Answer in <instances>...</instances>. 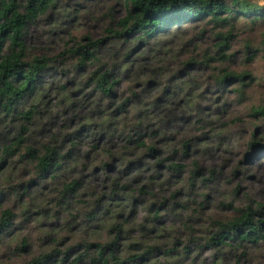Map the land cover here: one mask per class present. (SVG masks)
I'll list each match as a JSON object with an SVG mask.
<instances>
[{
	"label": "trees",
	"instance_id": "obj_1",
	"mask_svg": "<svg viewBox=\"0 0 264 264\" xmlns=\"http://www.w3.org/2000/svg\"><path fill=\"white\" fill-rule=\"evenodd\" d=\"M82 1L86 7L99 0ZM116 2L125 14H104L105 34H73L64 50L49 56L31 52L29 30L60 12L65 0H0V245L23 222H33L42 235L16 246L22 252L36 247L23 264H240L249 247L264 241L258 217L264 204L251 201L227 217L210 214L209 193L218 180L194 155L208 141L214 115L226 116L233 100L245 103L256 83L264 87V5ZM177 48L185 55L177 70L158 59L149 79L137 78L142 51L170 55ZM200 71L210 81L198 92L201 86L190 81ZM208 91L219 97L204 109L199 99ZM181 93L186 115L162 118L168 97ZM57 100L72 112L37 141L44 120L58 116ZM252 116L263 124L256 126L259 138L252 133L247 160L264 148V99ZM181 125L199 126L202 134L173 144ZM169 213L178 219L166 227ZM48 220L55 221L52 229L45 228Z\"/></svg>",
	"mask_w": 264,
	"mask_h": 264
},
{
	"label": "rangeland",
	"instance_id": "obj_2",
	"mask_svg": "<svg viewBox=\"0 0 264 264\" xmlns=\"http://www.w3.org/2000/svg\"><path fill=\"white\" fill-rule=\"evenodd\" d=\"M250 1L252 3L255 2L254 4L264 5V0ZM64 4H66V7H63L58 13H53L49 20L43 18L40 22L30 27L28 44L33 54H48L49 56L58 54L68 45L73 34L79 35L90 32L95 37L102 36L105 34V28L109 21L108 15L104 16V14L110 9L115 18H120L125 14L124 6L116 2V0L91 1L87 3L88 6L86 7H83L84 1L82 0H65ZM71 17L73 21H70ZM254 35V41L257 43L261 38L260 31L252 34V36ZM179 38L183 40L184 33H180ZM162 52L164 50L160 51L157 56L146 50L140 53L136 66L139 80L150 78L147 72L154 64V61L158 59L162 60V62L164 61L163 64L166 66L177 70L180 62L185 58V55L178 48L177 52L175 51L170 55L161 54ZM262 67L263 61L258 60L254 65L255 73L260 74ZM209 74L208 71L195 73L194 77L192 76L190 85H195L198 88L201 86L198 90V92H201L210 81ZM153 78L158 79L157 77ZM136 86L141 88L142 83L138 82ZM182 94L181 96L172 95L168 97V106L162 118L171 115L181 117L186 115V107L180 104ZM204 96L199 99V102L202 103L204 109H208L212 106V102L219 97V94L208 91ZM234 97L235 94H233L232 98ZM263 99L264 87L256 83L248 90V100L245 103L237 104L233 100L234 103L226 116L218 114L209 120L211 123L206 127V129H209V139L207 142L199 143L197 147L198 152L194 157L206 174H211L214 171L213 175L218 180L217 182H212L213 189L209 193L207 204V207L210 208L208 212L214 216L227 217L238 214L234 211V207H244L251 201H253V204L257 201L264 204V148L256 150L255 156L251 157L250 160L246 158L247 153L250 152L249 143L252 140V133L256 131V137L259 138L261 133L256 130V126L261 127L263 124L258 118L252 116V108ZM57 102L59 109L56 106L53 114L58 116H50L44 120V123L36 132L35 138L37 141L46 139L71 114L72 110L68 104H62L59 100ZM82 113H85V111ZM181 123L185 124V122ZM210 126H212L213 130L210 129ZM201 134L202 131L199 126L190 129L186 125H181L180 132L173 144L181 142L180 140L185 137L199 136ZM187 164L190 168L192 167L191 161H188ZM3 183H5L4 178L0 173V185ZM163 194H167V192ZM44 196H47V194L39 198L42 203L46 201ZM221 202H232V209L226 208V205ZM11 204L12 202L10 201L5 202V206H10ZM187 213L185 211L183 215L186 216ZM258 217L264 218V210L263 214ZM176 219H178L176 215L167 214L164 220L166 227L173 224ZM53 223H55L54 220H48L44 223L45 228L52 229L54 227ZM19 227L11 237H7L5 242L0 245V264H23L29 261L37 252V250L35 251L36 247H31L22 252L18 251L16 246L21 244L22 238L25 237L32 244L38 241L39 236L42 235L41 228L33 222H23ZM175 227L181 229V225L178 222H176ZM57 231L63 235L67 234L66 231L61 229H57ZM225 264H236V260H229ZM240 264H264V241L256 246L249 247Z\"/></svg>",
	"mask_w": 264,
	"mask_h": 264
}]
</instances>
